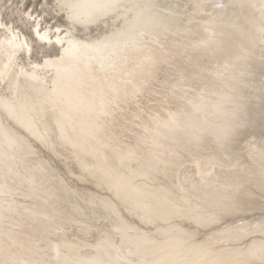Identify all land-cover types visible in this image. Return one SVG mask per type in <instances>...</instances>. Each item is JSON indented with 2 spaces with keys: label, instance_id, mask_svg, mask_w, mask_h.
Wrapping results in <instances>:
<instances>
[{
  "label": "bare ground",
  "instance_id": "bare-ground-1",
  "mask_svg": "<svg viewBox=\"0 0 264 264\" xmlns=\"http://www.w3.org/2000/svg\"><path fill=\"white\" fill-rule=\"evenodd\" d=\"M135 2L175 4L176 13L157 17L144 7L141 29L147 35L139 47L110 48L103 55H115L103 69L95 51L67 57L55 110L50 102L39 107L47 95L42 83L20 78L21 101L27 91L37 108L30 129L11 126L18 137L14 146L0 138V258L11 250L22 261L86 264L115 260L118 249L133 264H247L250 250L264 246L260 0ZM197 2L211 15L194 8ZM214 2L229 7L213 9ZM92 28L95 35L87 33ZM77 29L90 40L105 35L102 26ZM25 37L21 32L17 44ZM9 39L0 30V72L15 83L21 67L31 69L23 62L28 50L10 46ZM32 41L27 37L29 46ZM54 47L59 55L60 46ZM187 70L209 75L198 88L185 89ZM49 73L54 77L55 70H40L51 87ZM102 103L110 115L101 114ZM57 119L75 148L60 141ZM0 121L7 124L2 112ZM232 127L229 151L220 154L215 134ZM197 136L203 137L199 147L190 144ZM44 138L55 142L56 151ZM129 151L136 159L128 160ZM153 158L158 165L146 167ZM138 206L153 210L151 222L142 221ZM226 216L237 219L210 230Z\"/></svg>",
  "mask_w": 264,
  "mask_h": 264
},
{
  "label": "snow or ice",
  "instance_id": "snow-or-ice-1",
  "mask_svg": "<svg viewBox=\"0 0 264 264\" xmlns=\"http://www.w3.org/2000/svg\"><path fill=\"white\" fill-rule=\"evenodd\" d=\"M15 3L19 10H21V23L31 21L35 27L31 24L28 25L30 33H34L36 40L40 43L33 42L32 46L27 43V36L23 44H17V41L21 35V30L17 27L14 28L15 21H0V30H3L10 39L8 43L12 47L24 49L26 48L29 53V59L27 61L28 68L31 71L21 67L20 72L15 76V83H13L10 75L5 72H0V92L4 95L0 96V112L7 120V124L0 121V138H2L7 146L11 147L17 143L18 137L13 133L12 125H19L20 128L30 129L33 123L31 112L35 111L37 104L27 91L23 93V99L21 101V87L20 78L24 77L25 81H31L35 83H42L43 87L41 92L47 93L44 100L40 103L39 107L43 110L44 103H52L55 110V105L58 103L57 97L59 95L58 85L62 79V73L65 71L64 64L66 58L73 53L80 52L82 50H92L101 55L97 57L100 60L101 68H104V61L109 59V56L115 55V52H111L109 56L103 54L108 52L109 49H119L121 45L123 48L139 47L143 37L147 35L145 31L141 29V16L142 9L144 7H150L156 10L157 17L167 18L168 15H175L176 5L170 3H155L149 6L140 5L135 0H15ZM13 4V0H5V3L0 5L3 7H10ZM31 4V7H29ZM255 7V5H253ZM197 10L204 11V14L211 15V13L205 11L208 7L202 3H195L193 5ZM211 7L213 9H225L229 5L222 2H214ZM261 10L264 11V0H260ZM40 12L49 13H63L60 17L66 24V28H61L58 25H52L44 28L43 31L41 25V18L37 15H33L36 10ZM26 18V20H25ZM80 26L83 29H91L95 26L97 29L103 27L105 35L96 40H90L87 36L81 35L79 39L74 35L73 30ZM112 29L109 31V29ZM63 33V35H61ZM55 36V40H53ZM60 46L59 55H56L55 47L50 50H46L44 45ZM15 56V52L12 53ZM35 56L37 61L42 60L43 63H33L31 57ZM10 63H12L10 58ZM16 63H19L17 61ZM9 65H5L7 68ZM15 67V64H12ZM110 66L114 67V63ZM54 69V77L52 73H49V78H52V85L49 87L46 83L41 81L40 70ZM261 91L264 92V54L261 55ZM79 87V85H78ZM19 101V103H18ZM102 115L108 116L111 113L107 110H103L105 106L101 104ZM21 113H24L23 117ZM63 114V113H62ZM264 118V113H262ZM56 127L59 129V139L64 144H71L73 148L76 145L71 139L65 135V124L63 120L57 119ZM236 128H229L221 133H216V151L220 154H225L229 151V145L232 142ZM96 131L89 129L88 136L95 138ZM203 137L197 136L190 141V144L199 147ZM45 144H48L51 151H56V144L52 142L49 144L47 138L43 139ZM0 153V156H3ZM174 155H179L174 153ZM74 158L77 162H80L78 153L73 152ZM129 161L136 159V153L129 151L127 153ZM123 163V160L121 161ZM159 163L158 158L148 160L145 164L146 167H154ZM214 166V165H213ZM84 167L85 172L90 170ZM196 168H200V162L196 161ZM99 179V177H97ZM195 187V185H193ZM261 188L264 190V176H262ZM2 194V192H0ZM143 210L145 215L141 217L142 221L149 223L152 220L153 210L143 206H138L137 214ZM131 230V229H129ZM117 256L115 260L109 259H93L86 264H133L132 261L124 260L117 249ZM250 256L252 257L247 264H264V246L258 251L250 250ZM0 264H47V261L42 259L34 260H19L14 258L11 250H6L3 258H0ZM67 264V262H66Z\"/></svg>",
  "mask_w": 264,
  "mask_h": 264
},
{
  "label": "rangeland",
  "instance_id": "rangeland-1",
  "mask_svg": "<svg viewBox=\"0 0 264 264\" xmlns=\"http://www.w3.org/2000/svg\"><path fill=\"white\" fill-rule=\"evenodd\" d=\"M21 2H22V0H21ZM4 3H5V0H0V5H2ZM29 7H31V4H29ZM17 10H19V9H18V7H17V5L15 3V0H13V4L10 7H7V8L4 7V8L0 9L2 20L3 21H8V22L15 21L16 23L14 24V26L15 27L18 26V28L21 30V32H23L28 38L33 40L32 41V45H33L34 41H35L36 44H38L39 42H37L35 40L34 33H30V31H29V27H28L29 24L20 22L19 15H21V12L18 13V12H16ZM33 13H34L33 15H38V14L40 15L42 27H44L46 25H48V26H50V25H63V27L67 26V24L62 19H60V17H62L64 15L63 13L40 12L38 9L36 11H34ZM73 31H74V33H76V34H78L80 36L84 35L86 33V32H82L81 30H78V29L77 30H73ZM97 32H98L97 30H94L92 28V30H90V32H87V33L95 35ZM53 47L47 46L46 48L45 47L44 48L46 50H50ZM55 49H56V53H57L58 47H55ZM28 55H29V53L26 52L25 56H28ZM33 59L37 60V58L35 56H33ZM27 61H28V57H25L23 59V62H27ZM185 75L188 78L187 81H186V85H188V87L190 86V88L185 87V89L193 90V89L198 88V85L200 84V82L202 80H204L205 78H207V76L209 74L207 72H205V71H197L196 73H193L190 70H187V71H185ZM39 149L41 151L43 150L41 148H39ZM45 151L43 150V153L48 154L47 153L48 151H46V152ZM53 160L51 161L52 164L58 163L57 159L53 158ZM246 215H248V214H246ZM235 219H237V217L236 218H233V217L231 218L229 216L223 217L214 226H211L210 230H213L217 226H222L224 224L230 223V222H232ZM135 221H136V219H135ZM176 222H181V220L177 219ZM186 223L189 224V222L187 220H186ZM103 257L107 258V256L104 253H103Z\"/></svg>",
  "mask_w": 264,
  "mask_h": 264
}]
</instances>
